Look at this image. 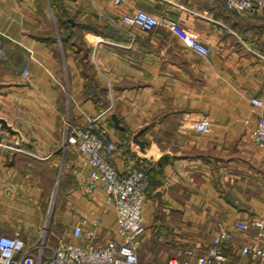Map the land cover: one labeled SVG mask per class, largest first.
<instances>
[{"label":"crops","instance_id":"crops-1","mask_svg":"<svg viewBox=\"0 0 264 264\" xmlns=\"http://www.w3.org/2000/svg\"><path fill=\"white\" fill-rule=\"evenodd\" d=\"M57 2L56 21L49 0H0V114L24 137L0 133V233L35 239L49 222L51 242L101 246L116 236L113 203L88 186L91 166L65 143L69 122L109 135L120 174L147 162L140 263L163 264L177 239L203 251L220 222L232 233L229 258L264 242V147L253 137L264 106L251 101L264 100V10L243 15L224 0ZM138 9L174 24L121 23ZM187 34L211 51L189 49ZM202 118L205 132L194 126ZM77 225L92 238L76 240Z\"/></svg>","mask_w":264,"mask_h":264},{"label":"built area","instance_id":"built-area-1","mask_svg":"<svg viewBox=\"0 0 264 264\" xmlns=\"http://www.w3.org/2000/svg\"><path fill=\"white\" fill-rule=\"evenodd\" d=\"M224 1L228 8L243 15H256L264 10V0ZM120 21L137 25L146 31L156 25L174 24L170 19H159L143 9L123 15ZM185 41L189 49L200 55L211 51L207 44L192 34L185 35ZM23 73L27 75V69ZM251 101L257 106H264L262 98L253 97ZM67 125L65 143L75 145L91 166L88 186L100 184L105 191L106 201L114 205L118 224L116 236L97 246L91 241L83 243L77 240L83 236L91 239L94 234L93 231L83 233L79 225L72 231L76 242L65 237L51 242L44 229L38 238L30 240L18 233H0V264H142L137 249L146 235L143 206L151 187L147 162L137 159L127 167L125 174H120L111 160L115 143L105 131L94 132L88 128L72 126L69 122ZM194 126L197 131L205 132L210 122L202 118ZM253 137L257 144L264 147V115L257 118ZM256 224L262 226L263 220ZM262 234L260 232L259 236ZM231 235V231L220 222L216 225L212 241L203 251L176 247L163 264H264L262 238L241 244L237 249V255L241 257L239 260L225 256L223 243Z\"/></svg>","mask_w":264,"mask_h":264},{"label":"water","instance_id":"water-1","mask_svg":"<svg viewBox=\"0 0 264 264\" xmlns=\"http://www.w3.org/2000/svg\"><path fill=\"white\" fill-rule=\"evenodd\" d=\"M113 119H114V123L116 126L118 125V120L117 118L113 115ZM3 131H6L7 133L11 134V135H15L16 136V140L17 142L24 140V137L21 133V131L14 127L13 124L11 122L8 121V119L0 114V133H2ZM135 138L136 142H139L140 144L142 143L141 141H139L138 139ZM160 194L161 191H156L155 195L157 196V200H158V204L160 203Z\"/></svg>","mask_w":264,"mask_h":264},{"label":"rangeland","instance_id":"rangeland-1","mask_svg":"<svg viewBox=\"0 0 264 264\" xmlns=\"http://www.w3.org/2000/svg\"><path fill=\"white\" fill-rule=\"evenodd\" d=\"M177 224V223H176ZM148 225H149V223H148ZM178 225V224H177ZM49 226H50V224H49V222H46L45 224H44V230H47L46 231V236L48 237V238H50L49 237V235H50V232H49ZM147 227V226H146ZM153 227V226H152ZM203 240V239H202ZM202 240H200L199 242H198V246L201 248V247H203V244L205 243L204 241H202ZM176 242V241H175ZM177 245H180V246H182V247H185V248H187V247H189L188 245L189 244H187V241H180V240H178L177 239ZM179 246V247H180ZM174 247V246H173ZM172 247V248H173ZM198 249V248H197ZM227 254H229V253H227ZM228 256H231V255H228ZM233 260H237V258L236 257H233Z\"/></svg>","mask_w":264,"mask_h":264},{"label":"trees","instance_id":"trees-1","mask_svg":"<svg viewBox=\"0 0 264 264\" xmlns=\"http://www.w3.org/2000/svg\"><path fill=\"white\" fill-rule=\"evenodd\" d=\"M57 1L58 0H49L50 6H51V9H52V11H53V13L55 15L56 21L58 20L56 15H59V13H61V10H59V6H58V2ZM63 22L66 23V20H64ZM58 31H59L60 37H62L61 31L60 30H58ZM87 85L88 86L90 85V87L94 86V81L92 79H90V82H88ZM154 227H155V225H154Z\"/></svg>","mask_w":264,"mask_h":264}]
</instances>
